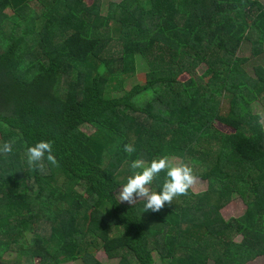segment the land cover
I'll list each match as a JSON object with an SVG mask.
<instances>
[{"label": "trees", "instance_id": "1", "mask_svg": "<svg viewBox=\"0 0 264 264\" xmlns=\"http://www.w3.org/2000/svg\"><path fill=\"white\" fill-rule=\"evenodd\" d=\"M102 4L0 0V145L15 141L0 154V264H103L99 249L117 264H155V252L164 264L264 255V127L251 107L264 105V65L246 73L235 56L242 45L262 56L264 3L121 0L104 15ZM138 58L145 81L125 87ZM40 141L58 161L43 172L26 157ZM169 155L207 189L159 212L118 202L133 160ZM235 192L245 210L226 219Z\"/></svg>", "mask_w": 264, "mask_h": 264}, {"label": "clouds", "instance_id": "2", "mask_svg": "<svg viewBox=\"0 0 264 264\" xmlns=\"http://www.w3.org/2000/svg\"><path fill=\"white\" fill-rule=\"evenodd\" d=\"M14 143L15 141L12 140L0 145V154H11ZM124 151L132 154L136 149L133 145L126 144ZM26 157L28 165L41 172L45 170V160L53 166H58L50 141H40L28 147ZM130 168L133 174L119 188L115 197L118 202H126L130 205H135L137 201H144V212H159L166 203L171 205L174 198L187 195L197 179L192 167L185 163L173 165L167 156L153 159L148 164L143 159H136L131 162ZM165 171L166 178L162 190L159 192L150 190L149 185L152 184L154 178Z\"/></svg>", "mask_w": 264, "mask_h": 264}, {"label": "rangeland", "instance_id": "3", "mask_svg": "<svg viewBox=\"0 0 264 264\" xmlns=\"http://www.w3.org/2000/svg\"><path fill=\"white\" fill-rule=\"evenodd\" d=\"M84 1H85V3L87 5H90L94 0H84ZM120 1L121 0H103V4H102V6H103L102 7L103 15L106 12L107 3H109V2H115L116 3V2H120ZM260 2L264 3V0H260ZM263 51H264V49H263ZM235 56L238 59H240V58L241 59H243V58L245 59L244 62L241 63L240 65L242 67H244V70H245L246 73H250L251 72L250 71L251 70V66L254 65V64H257V63L261 62L264 65V52H263V54H262V56L260 58H255V57H253V56H251L249 54L248 45H242L241 48L238 50V52L235 54ZM136 64H137L136 72L133 75L129 76L128 79L125 80V82H124L125 87L130 86V84H132L134 82L135 83H137V82L138 83H144V81H145V74H146L145 61L143 59H141V58H138ZM203 70H204L203 65L199 66V68H197V74H201ZM189 77L190 76L188 74H181L179 76V79L182 82H185V83L189 82L190 83V78ZM251 107H252V111L254 113L259 114L260 122L262 123V125L264 127V105L261 102H259V101H254V102L251 103ZM214 125L218 129H220L222 131H225V132L232 131L231 127H229L228 125H225V124H223V123H221V122H219L217 120L214 122ZM81 131L89 135V134H91L93 132V129L90 126H82L81 127ZM121 149H120V151H121ZM167 157L169 158L170 162L173 165L180 164V158H178V157H176L174 155H169ZM124 160H125V157H124V159L122 158L123 162H124ZM122 163H121V165H122ZM196 178H197L196 182L191 187L192 191L194 193H197V192H201V191L206 190L207 189V185H208L207 180L200 179L198 177H196ZM118 191H119V188L115 192V195L118 193ZM174 199H176V198H174ZM122 203H126V202H122ZM126 204H128V203H126ZM244 210H245V204H244L240 194L238 192H235V193H231L230 199L228 200V202L226 204H224L220 208V213H221V215L224 218L227 219L229 217H237V216L241 215L244 212ZM240 239H241L240 235L234 237V241H236V242H239ZM4 256L6 258L12 260L14 255L5 254ZM95 257L103 264H117V260L109 259L105 255V253L102 250H100V249L95 251ZM154 258H155V264H164V263H162L160 261V259L158 258V255L156 254V252L154 253ZM34 264H40V260L34 258ZM64 264H73V262H68V263H64ZM244 264H264V255L256 256L255 258L246 261Z\"/></svg>", "mask_w": 264, "mask_h": 264}]
</instances>
